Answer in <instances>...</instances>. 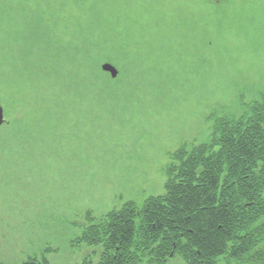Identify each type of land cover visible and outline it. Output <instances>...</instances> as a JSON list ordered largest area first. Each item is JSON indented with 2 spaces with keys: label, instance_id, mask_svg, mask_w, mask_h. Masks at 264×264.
Wrapping results in <instances>:
<instances>
[{
  "label": "rangeland",
  "instance_id": "obj_1",
  "mask_svg": "<svg viewBox=\"0 0 264 264\" xmlns=\"http://www.w3.org/2000/svg\"><path fill=\"white\" fill-rule=\"evenodd\" d=\"M46 1L0 0L2 264L93 253L71 246L89 214L163 193L169 153L264 88V0Z\"/></svg>",
  "mask_w": 264,
  "mask_h": 264
},
{
  "label": "trees",
  "instance_id": "obj_2",
  "mask_svg": "<svg viewBox=\"0 0 264 264\" xmlns=\"http://www.w3.org/2000/svg\"><path fill=\"white\" fill-rule=\"evenodd\" d=\"M50 2L47 0L45 4ZM0 13L4 14L3 11ZM58 13L63 14L58 9L53 10L50 5L34 17L40 21L46 18L50 24L59 25ZM116 53L105 51L98 56L95 54L94 60L98 62ZM98 75L108 85L116 83L120 76L117 74L111 78L106 76L107 72ZM90 85L93 84H85L81 94L89 95L93 89L101 91L99 88H88ZM259 100L264 102V89L256 92L252 100L243 102V108L237 110V114L211 113L213 122L209 137L196 143H183L171 151V160L165 166L163 193L149 195L140 204L133 200L125 201L119 209L99 217L89 214V223L81 234L72 238V246L78 248L83 244L100 250H94L75 264H168L166 259L171 254L182 256L184 264H221V259L226 262L232 259L240 261L244 255L251 254L229 249V244L238 242L239 237L226 232L230 223L233 225L236 221L228 220L224 209L208 206L200 211L197 207L201 198L228 195L231 185L240 190L238 172L227 170V165H237V170L241 163L248 165L245 195L256 196L257 187L251 185L250 180H256L257 170L251 167L257 168L261 162L264 196V103L260 105ZM197 148L205 149L198 153L199 160L195 158ZM197 163L203 166L205 176L197 177ZM207 169L214 170L215 181L207 183V180H203L207 178ZM198 178L201 179L200 185L196 186ZM230 178H235L236 183L231 184ZM163 196L170 197V200L164 203L161 200ZM254 260L261 262L257 258ZM19 264L51 263L43 254L39 257L30 256Z\"/></svg>",
  "mask_w": 264,
  "mask_h": 264
},
{
  "label": "flooded vegetation",
  "instance_id": "obj_3",
  "mask_svg": "<svg viewBox=\"0 0 264 264\" xmlns=\"http://www.w3.org/2000/svg\"><path fill=\"white\" fill-rule=\"evenodd\" d=\"M198 1V0H195ZM202 4L204 5H209V4H221L225 0H200ZM264 88L259 89L257 92H260ZM260 105L264 103L262 100H259L258 102ZM240 108V107H239ZM240 110V109H238ZM4 116V114H3ZM264 119V116L262 117ZM6 119L4 117L3 123H6ZM211 133V132H210ZM209 132L207 133V136L209 137ZM213 135V132H212ZM201 151H205V149H199L197 148L195 158L199 160L198 158V153ZM241 158V157H240ZM262 165V163L260 162ZM212 165V164H211ZM259 165L257 168L251 167L252 170H257V176L256 180H250L252 182L251 185H254L257 187L258 190V195L256 196H247L245 195L247 186H248V165L246 163H241V165L238 167L237 170V165L234 167H231V165L225 166L227 170H231L232 172H238L235 175L238 177L240 181V190L236 189L231 185L228 195H214L210 198H201V201L199 202V205L197 209L200 211L204 208H208L213 206L215 209H224L226 214H227V219L228 220H235L236 222L232 225L230 223L229 227L227 228L226 232L228 234H233L236 237H239L238 242L230 243L229 244V249L230 250H238V251H248L251 254L249 255H244L242 260H237V259H232L229 262L224 261L223 259L220 260L221 264H264V196L262 195V189H263V177H262V166ZM202 165L198 164L196 165L195 169L197 172V177H200V175L205 176V173H203L202 170ZM211 168V166H210ZM214 171V170H213ZM211 169H207L206 177L203 179L204 181L207 180V183L211 181H215V175ZM232 175L230 174V177ZM227 177V176H226ZM229 179V176L227 177ZM231 179L230 182L231 184L236 183V179ZM200 178L197 179V182L195 185H200ZM219 190V189H218ZM233 193V194H232ZM161 200L166 203L167 201L170 200V197L168 196H163ZM124 203V202H123ZM122 203V204H123ZM209 203H213L209 205ZM122 206V205H121ZM120 206V207H121ZM86 223L83 226H79V233H74L73 237L76 236L77 234H81L82 229L89 223V218L88 216L86 217ZM180 234H182L181 231H179ZM71 237V241L72 238ZM73 243V242H72ZM82 246L88 248L87 245ZM80 245V246H81ZM72 246V244H71ZM75 250V249H74ZM89 256L88 253L84 255V257ZM83 257V258H84ZM81 258V259H83ZM259 259L260 261H256L254 259ZM94 260V259H93ZM168 264L175 263L177 264H184L183 257L175 254V255H170L166 259Z\"/></svg>",
  "mask_w": 264,
  "mask_h": 264
},
{
  "label": "water",
  "instance_id": "obj_4",
  "mask_svg": "<svg viewBox=\"0 0 264 264\" xmlns=\"http://www.w3.org/2000/svg\"><path fill=\"white\" fill-rule=\"evenodd\" d=\"M101 70L107 72L111 78L116 77L118 74L117 68L110 62H104L103 64H101ZM3 121H4L3 108L0 105V125L3 123Z\"/></svg>",
  "mask_w": 264,
  "mask_h": 264
}]
</instances>
